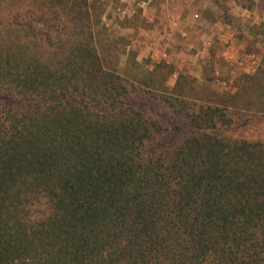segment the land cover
Segmentation results:
<instances>
[{
  "label": "trees",
  "instance_id": "16d2710c",
  "mask_svg": "<svg viewBox=\"0 0 264 264\" xmlns=\"http://www.w3.org/2000/svg\"><path fill=\"white\" fill-rule=\"evenodd\" d=\"M130 88L102 65L87 0H0V96L24 101L0 100V264H264V139L179 102L191 129L145 156L161 128Z\"/></svg>",
  "mask_w": 264,
  "mask_h": 264
},
{
  "label": "rangeland",
  "instance_id": "374dc122",
  "mask_svg": "<svg viewBox=\"0 0 264 264\" xmlns=\"http://www.w3.org/2000/svg\"><path fill=\"white\" fill-rule=\"evenodd\" d=\"M195 1L200 2L191 7ZM87 6L103 67L131 86L123 102L160 125L143 147L145 156L170 150L191 129L179 114V102L224 106L241 116L224 135L264 139V25L254 27L258 41L245 39L231 24L210 29L204 13L214 18L216 10L208 9V0H87ZM216 12L239 18V10L227 1ZM219 33L233 42L228 58L222 55ZM240 85L248 90L242 93ZM0 100L12 108L24 104L21 98ZM244 118L248 121L242 124Z\"/></svg>",
  "mask_w": 264,
  "mask_h": 264
},
{
  "label": "crops",
  "instance_id": "0c3cea01",
  "mask_svg": "<svg viewBox=\"0 0 264 264\" xmlns=\"http://www.w3.org/2000/svg\"><path fill=\"white\" fill-rule=\"evenodd\" d=\"M228 3H232L238 10H239V18L235 16L241 23L247 24V25H252V26H258V25H264V0H225ZM224 1V3H225ZM195 3L189 5L191 7L196 5ZM200 2V1H199ZM199 2L197 4H199ZM205 4V2L202 1V4ZM223 2H220L219 5L213 2V0H208V9H215L216 11L218 10L219 6L221 4H224ZM187 7V6H186ZM199 7V6H198ZM206 6H204L205 8ZM214 10V11H215ZM214 12L215 14L213 15L214 18L211 16L209 11L205 10L204 14H207L205 18L207 19L206 22H204L206 25L210 26V29H213L211 26L213 25H228L224 19L222 12ZM231 15V14H230ZM241 16V18H240ZM215 19V20H214ZM217 19V20H216ZM242 20V21H241ZM221 28V27H220ZM223 29V28H222ZM217 40L219 41L221 47H222V55L226 58L230 57L232 54L228 50H233V42L231 40H227V37L224 35V33H219L216 36ZM235 51H237L238 47H235ZM236 54V52H235Z\"/></svg>",
  "mask_w": 264,
  "mask_h": 264
}]
</instances>
